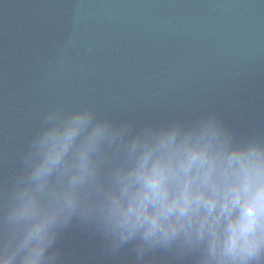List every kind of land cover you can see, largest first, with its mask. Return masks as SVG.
Wrapping results in <instances>:
<instances>
[{
  "label": "clouds",
  "instance_id": "clouds-1",
  "mask_svg": "<svg viewBox=\"0 0 264 264\" xmlns=\"http://www.w3.org/2000/svg\"><path fill=\"white\" fill-rule=\"evenodd\" d=\"M74 223L134 264H264V136L211 109L137 121L53 105L0 185V264H62Z\"/></svg>",
  "mask_w": 264,
  "mask_h": 264
},
{
  "label": "water",
  "instance_id": "water-1",
  "mask_svg": "<svg viewBox=\"0 0 264 264\" xmlns=\"http://www.w3.org/2000/svg\"><path fill=\"white\" fill-rule=\"evenodd\" d=\"M53 105L137 121L211 109L264 136V0H0V185ZM58 247L62 264H134L78 223Z\"/></svg>",
  "mask_w": 264,
  "mask_h": 264
}]
</instances>
